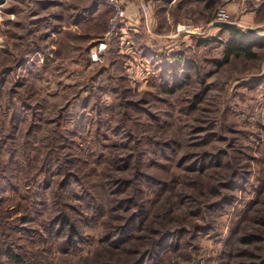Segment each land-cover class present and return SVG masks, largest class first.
Instances as JSON below:
<instances>
[{
  "label": "rangeland",
  "instance_id": "obj_1",
  "mask_svg": "<svg viewBox=\"0 0 264 264\" xmlns=\"http://www.w3.org/2000/svg\"><path fill=\"white\" fill-rule=\"evenodd\" d=\"M122 2L0 0V264H264V0Z\"/></svg>",
  "mask_w": 264,
  "mask_h": 264
},
{
  "label": "trees",
  "instance_id": "obj_2",
  "mask_svg": "<svg viewBox=\"0 0 264 264\" xmlns=\"http://www.w3.org/2000/svg\"><path fill=\"white\" fill-rule=\"evenodd\" d=\"M222 30L223 31H228L230 33V38L224 43L225 46V55L224 58L221 60H216V63L218 66H222L223 64L229 62L230 58L232 56H246L248 58H255L257 56V53L255 51V49L259 46H261L262 43V39L261 37L258 36H254L253 34L255 33H250L247 32L244 28L238 27V26H222ZM202 40L201 42L205 43V41L210 40V38H202L199 39V41ZM171 59V58H170ZM174 59V60H173ZM185 62L183 61V58L180 57H175L172 56V61L170 62V64H173V68H177V66L179 64H184ZM175 73L177 74V71H175ZM184 73L186 74V72L184 71ZM176 74L173 75L174 78L176 79ZM67 183H63V186L66 187L67 184H69L68 180H64ZM66 184V185H65ZM36 186V185H35ZM33 186V187H35ZM35 189V194H37L39 192V188L38 186L33 188ZM139 192H143L142 190H139ZM89 199H91L93 201V205H87L84 208H77V213L78 214H82V218L85 219L87 218L86 215V210H89L90 208L93 207V210L98 209L97 212L93 213V218H98L101 217L102 214L104 213V211L102 210V205L101 204H96V199L94 197L93 194H89ZM138 215H135L134 218H138ZM79 216L70 218L68 215L64 214V213H60L58 214L54 221L52 220V222H50V230H52L53 225L58 224L57 225V231L61 230H66V228L68 227L67 231H68V235L73 237V238H77L78 234H80V226L77 224L78 220L82 219ZM137 223V221H133V223H129L128 226ZM126 226L123 228V230H126ZM153 255H149V257H152ZM146 256L142 255V257L140 258V262L136 261V263L134 264H143V262L146 260ZM102 264H127V263H102Z\"/></svg>",
  "mask_w": 264,
  "mask_h": 264
},
{
  "label": "built area",
  "instance_id": "obj_3",
  "mask_svg": "<svg viewBox=\"0 0 264 264\" xmlns=\"http://www.w3.org/2000/svg\"><path fill=\"white\" fill-rule=\"evenodd\" d=\"M107 5L112 9V15L109 20V29L104 37L98 41L95 47L90 51V59L93 63L102 62L104 53L108 49L109 43L115 31L119 28L120 23L126 18V9L122 0H105ZM146 13L145 10H143ZM147 14V13H146Z\"/></svg>",
  "mask_w": 264,
  "mask_h": 264
},
{
  "label": "water",
  "instance_id": "obj_4",
  "mask_svg": "<svg viewBox=\"0 0 264 264\" xmlns=\"http://www.w3.org/2000/svg\"><path fill=\"white\" fill-rule=\"evenodd\" d=\"M215 24L218 26H225V25L234 26V24H231L229 22H216ZM259 29H260V27L259 28H246V31L250 32V33H254V32H257Z\"/></svg>",
  "mask_w": 264,
  "mask_h": 264
}]
</instances>
